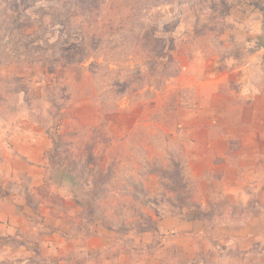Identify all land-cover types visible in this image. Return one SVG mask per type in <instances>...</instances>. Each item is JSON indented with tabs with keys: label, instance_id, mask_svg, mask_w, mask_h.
Segmentation results:
<instances>
[{
	"label": "rangeland",
	"instance_id": "374dc122",
	"mask_svg": "<svg viewBox=\"0 0 264 264\" xmlns=\"http://www.w3.org/2000/svg\"><path fill=\"white\" fill-rule=\"evenodd\" d=\"M228 1L0 0V180L16 161L42 167L19 145L51 144L45 184L25 165L10 191L0 183L4 203L27 199L29 230L76 212L77 238L95 223L139 233L151 209L193 206L179 119L194 92L175 79L199 49L230 43Z\"/></svg>",
	"mask_w": 264,
	"mask_h": 264
},
{
	"label": "crops",
	"instance_id": "0c3cea01",
	"mask_svg": "<svg viewBox=\"0 0 264 264\" xmlns=\"http://www.w3.org/2000/svg\"><path fill=\"white\" fill-rule=\"evenodd\" d=\"M228 3L235 26L227 36L230 43L199 49L175 79L177 87L194 92V104L184 107L179 119L185 133L182 182L193 193V200H187L193 206H172L175 212L169 214L151 209V228L139 233L95 223L85 228L89 237L84 239L70 225L77 223L76 212L45 216L29 230L28 201L14 195L11 202L0 200L1 262L264 264V0ZM18 149L37 150L42 167L8 164L10 171L1 174L3 189L10 191L12 177L21 180L15 165H25L28 178L45 184L49 139L42 135ZM151 191L158 194V183Z\"/></svg>",
	"mask_w": 264,
	"mask_h": 264
}]
</instances>
